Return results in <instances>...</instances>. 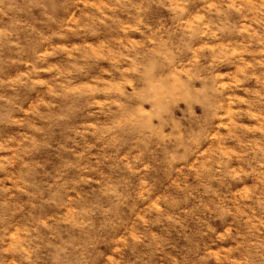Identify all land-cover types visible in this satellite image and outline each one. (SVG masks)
I'll return each mask as SVG.
<instances>
[{"label":"clouds","instance_id":"clouds-1","mask_svg":"<svg viewBox=\"0 0 264 264\" xmlns=\"http://www.w3.org/2000/svg\"><path fill=\"white\" fill-rule=\"evenodd\" d=\"M0 264H264V0H0Z\"/></svg>","mask_w":264,"mask_h":264}]
</instances>
